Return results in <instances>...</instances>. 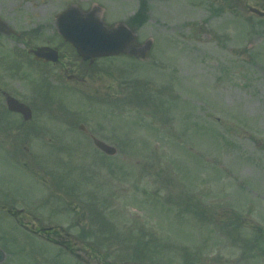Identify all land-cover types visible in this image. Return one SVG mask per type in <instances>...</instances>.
<instances>
[{"label":"rangeland","instance_id":"1","mask_svg":"<svg viewBox=\"0 0 264 264\" xmlns=\"http://www.w3.org/2000/svg\"><path fill=\"white\" fill-rule=\"evenodd\" d=\"M105 2L0 0V16L17 18L26 32L39 10L45 17L101 4L105 12ZM210 7L214 0L164 1L158 29L143 32L157 40L148 58L101 61L113 75L110 104L66 88L64 117L96 127L117 155L78 131L63 142H33L22 157L0 151L1 193L15 209L26 215L30 200L58 192L70 212L47 223L69 228L79 217L94 229L82 244L57 238L88 248L79 263L94 264L97 253L108 264H264V19L228 2L214 17ZM26 41L0 47L9 53L0 78L10 77L12 63L29 64L16 54L26 53ZM26 81L11 83L25 90ZM32 241L0 207L2 264H35ZM42 247L48 258L38 264H77L56 246Z\"/></svg>","mask_w":264,"mask_h":264},{"label":"flooded vegetation","instance_id":"2","mask_svg":"<svg viewBox=\"0 0 264 264\" xmlns=\"http://www.w3.org/2000/svg\"><path fill=\"white\" fill-rule=\"evenodd\" d=\"M172 2L173 0H106L105 12L101 4H95L92 8L105 21L109 28H117L124 26L125 29L133 33V41L126 48V53L119 56L96 58L93 61L90 59L84 61L76 52L73 45L68 42L61 33L62 24L60 23V14L67 10L45 12L47 16H42L43 11L39 10L40 14L36 13L31 16L30 28L26 32L19 31L17 18L11 20L7 17L0 16V47H3L7 41L24 40L25 43V59L29 64L22 62L25 66L11 67L8 69L9 78H0V151L16 154L22 157L21 152H29L31 144L37 143H52L63 142L67 140L71 133L78 131L83 133L88 140H93L99 136L96 127L95 130L88 131L85 125L79 124L78 119L65 118L66 110V88L70 91L82 92L87 96L101 98L102 103L110 104L112 99L111 79L113 78L110 68L99 66L101 61L107 62L114 58H129L134 61H141L148 58L156 47L157 40L155 37L148 38L143 32L146 30H157L162 22V3ZM216 7L214 9V17L222 16L225 12L226 2L231 7L239 8L240 10L248 11L250 15L260 16L252 12V8L260 10L264 14V0H214ZM35 6L32 9L38 8ZM34 21L33 22V20ZM156 32V31H154ZM37 47H46L47 49L56 51L58 59L56 61H47L36 57L31 50ZM150 49L148 50V48ZM8 53L1 49L0 59L5 58ZM28 58V59H27ZM78 61V65L75 63ZM30 68V69H29ZM21 82V79L28 80L27 88L20 90L18 86L13 85L12 80ZM48 80V81H47ZM106 80V81H105ZM14 97L20 102L26 104L30 110L27 114L31 115L29 120H26L24 114L17 111H12L8 107V98ZM8 144L3 148V144ZM46 185V184H44ZM57 186V184H53ZM51 187V186H50ZM49 191L48 188H43L44 191ZM57 191L58 189H52ZM2 188L0 189V207L6 210L11 218L32 236L31 255L35 260V264L46 260L47 253L43 249V245L49 244L60 248L67 253L70 258L81 264L78 253L88 248L70 247L64 245L65 242H60L57 238L68 237L74 238L76 245L92 235L91 228H83L82 221L79 217H75L74 221L69 225V228H63L62 225L54 226L47 223L50 214L56 217V214H64L65 211L70 212L69 204L60 198L58 192H52L49 198L35 197V201L30 200V209L28 213L23 215L24 209H15L4 204L5 196H2ZM45 194V193H44ZM43 195V194H42ZM58 195L57 207L56 203L52 205L53 213L49 208L50 198ZM46 197V194H45ZM59 202V203H58ZM60 202L64 203L63 205ZM62 205V206H61ZM60 206V207H59ZM65 206V208H64ZM9 207V208H8ZM59 207V208H58ZM49 208L48 211H46ZM77 211V208H75ZM68 229V230H67ZM91 229V230H88ZM73 230V231H72ZM37 240V245H36ZM45 242L44 244H42ZM85 242V241H84ZM36 247V248H35ZM92 254L94 264L101 263L102 260L95 253ZM128 264V263H126Z\"/></svg>","mask_w":264,"mask_h":264},{"label":"water","instance_id":"3","mask_svg":"<svg viewBox=\"0 0 264 264\" xmlns=\"http://www.w3.org/2000/svg\"><path fill=\"white\" fill-rule=\"evenodd\" d=\"M259 12L258 10H254ZM263 15L261 12H259ZM61 32L66 39L74 44L78 53L85 59L117 55L124 52L127 43L131 39L130 32L126 30H109L104 23L95 16L94 12L82 15L77 9L68 10L60 17ZM46 48H38L35 54L38 57H46L49 60H57L56 52L47 53ZM10 109L25 113L26 119L29 108L18 100L11 98L8 101ZM95 144L109 155L117 153V149L101 140L96 139ZM6 253L0 248V264L5 260Z\"/></svg>","mask_w":264,"mask_h":264}]
</instances>
